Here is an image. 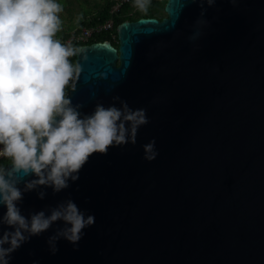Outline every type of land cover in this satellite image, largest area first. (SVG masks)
Here are the masks:
<instances>
[{
	"label": "water",
	"instance_id": "95a60500",
	"mask_svg": "<svg viewBox=\"0 0 264 264\" xmlns=\"http://www.w3.org/2000/svg\"><path fill=\"white\" fill-rule=\"evenodd\" d=\"M204 7L198 25L200 0H167L161 20L121 23L117 47H77L67 94L81 113L124 100L148 123L135 144L91 154L67 188L23 192L25 216L70 198L95 220L53 254L55 222L9 264H264V0ZM153 138L148 161L142 146Z\"/></svg>",
	"mask_w": 264,
	"mask_h": 264
},
{
	"label": "clouds",
	"instance_id": "9594fccd",
	"mask_svg": "<svg viewBox=\"0 0 264 264\" xmlns=\"http://www.w3.org/2000/svg\"><path fill=\"white\" fill-rule=\"evenodd\" d=\"M215 2L200 0L198 25L207 23L204 6ZM133 3L147 12L151 0ZM62 10L61 0H0V159L7 161L0 163V205L6 207L0 223L10 226L0 234V264H9L11 253L57 221L62 226L48 237L50 251L58 250L61 238L77 246L94 215L69 198L47 215L41 210L25 216L18 206L23 192L41 185L54 192L67 188L91 154L135 144L138 129L148 123L146 109L124 100L119 106L97 104L89 114L72 103L67 91L80 66L71 59L78 49L57 35ZM155 143L153 138L142 146L144 159L156 158ZM30 174L34 178L22 189Z\"/></svg>",
	"mask_w": 264,
	"mask_h": 264
},
{
	"label": "trees",
	"instance_id": "16d2710c",
	"mask_svg": "<svg viewBox=\"0 0 264 264\" xmlns=\"http://www.w3.org/2000/svg\"><path fill=\"white\" fill-rule=\"evenodd\" d=\"M167 0H151L148 11L144 12L139 10L130 0L129 3L124 4L118 12H111L113 6L118 2V0H100V4H95L93 13H89V10L84 11L81 18H79L73 28H69L66 31H62L58 37L63 41L68 39L74 31L79 32L82 28L91 27L98 24H103L108 20H112L113 29L111 31H102L98 34L92 36L89 42L86 44H91L95 42H110L113 46L117 47V27L124 21H136L139 18L150 17L161 20L166 16L164 12V5ZM74 47L80 46V44L71 43ZM84 45V44H83ZM75 63V56L71 58ZM71 85V84H70ZM69 85V87H70ZM69 89V88H68ZM1 163H7L3 160Z\"/></svg>",
	"mask_w": 264,
	"mask_h": 264
},
{
	"label": "rangeland",
	"instance_id": "374dc122",
	"mask_svg": "<svg viewBox=\"0 0 264 264\" xmlns=\"http://www.w3.org/2000/svg\"><path fill=\"white\" fill-rule=\"evenodd\" d=\"M63 10L60 13L62 18V27L59 35L62 31H66L69 28H73L79 18H81L84 11L89 13L94 12L92 8L95 4H100V0H61ZM74 31V29L72 30Z\"/></svg>",
	"mask_w": 264,
	"mask_h": 264
},
{
	"label": "built area",
	"instance_id": "2783aa9c",
	"mask_svg": "<svg viewBox=\"0 0 264 264\" xmlns=\"http://www.w3.org/2000/svg\"><path fill=\"white\" fill-rule=\"evenodd\" d=\"M130 0H118V2L113 6L111 12H118L120 8L129 3ZM113 29L112 20H108L103 24L94 25L87 28H82L79 32L73 31L68 39L65 42L76 43L81 45H85V43L89 42L93 35L98 34L102 31H111ZM3 161L0 159V163Z\"/></svg>",
	"mask_w": 264,
	"mask_h": 264
}]
</instances>
